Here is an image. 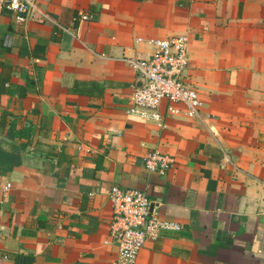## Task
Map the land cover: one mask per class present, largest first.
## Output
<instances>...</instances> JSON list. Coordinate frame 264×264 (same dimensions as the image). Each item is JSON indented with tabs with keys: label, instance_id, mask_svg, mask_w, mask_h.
<instances>
[{
	"label": "crops",
	"instance_id": "0c3cea01",
	"mask_svg": "<svg viewBox=\"0 0 264 264\" xmlns=\"http://www.w3.org/2000/svg\"><path fill=\"white\" fill-rule=\"evenodd\" d=\"M36 7L49 20L0 10V264H111L112 185L179 225L134 264H264V0ZM179 35L210 118L125 113L139 79L123 58ZM152 150L173 159L162 173L143 166Z\"/></svg>",
	"mask_w": 264,
	"mask_h": 264
},
{
	"label": "built area",
	"instance_id": "2783aa9c",
	"mask_svg": "<svg viewBox=\"0 0 264 264\" xmlns=\"http://www.w3.org/2000/svg\"><path fill=\"white\" fill-rule=\"evenodd\" d=\"M1 9L9 11L16 23L25 21L33 13L49 20L47 15L36 7V0H0ZM85 19L87 15L84 13H78L74 17V20L78 21ZM147 42L153 47L149 56L123 58L139 79V84L133 88L131 102L125 108V113L152 119L159 127L163 126L160 107L170 116L182 115L199 121L209 119L210 115L200 116V99L193 87L183 78L187 65L186 37L179 35L154 38L148 39ZM172 162L171 157L154 150L147 151L142 157L143 166L150 172L162 173ZM107 198L111 206L108 238L116 249L111 264H134L145 241H152L161 233L179 229L176 222L167 220L151 210L149 199L139 189L112 185L108 189Z\"/></svg>",
	"mask_w": 264,
	"mask_h": 264
},
{
	"label": "water",
	"instance_id": "95a60500",
	"mask_svg": "<svg viewBox=\"0 0 264 264\" xmlns=\"http://www.w3.org/2000/svg\"><path fill=\"white\" fill-rule=\"evenodd\" d=\"M150 208H151V206H150Z\"/></svg>",
	"mask_w": 264,
	"mask_h": 264
}]
</instances>
